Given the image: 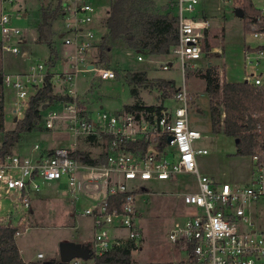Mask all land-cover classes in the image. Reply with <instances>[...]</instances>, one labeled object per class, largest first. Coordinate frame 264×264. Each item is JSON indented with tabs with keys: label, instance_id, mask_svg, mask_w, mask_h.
Wrapping results in <instances>:
<instances>
[{
	"label": "built area",
	"instance_id": "built-area-1",
	"mask_svg": "<svg viewBox=\"0 0 264 264\" xmlns=\"http://www.w3.org/2000/svg\"><path fill=\"white\" fill-rule=\"evenodd\" d=\"M12 1L6 0L8 3ZM198 3L199 0L173 2L178 31L176 44L169 53L179 61L183 80L171 95L162 96L161 105H156L160 107L158 110L122 109L113 113L98 110L94 118L82 98L84 94L68 88L62 94L69 99L58 102L64 112L58 115L54 109L46 111L45 128H52L55 119L63 117L74 135L105 139V162L87 164L73 155L77 151L74 147L54 145L39 151L38 144H34V150L39 151L37 155L11 153L0 162V196H6L11 202L30 210L32 196L41 192L47 182L65 177L69 186L67 193L70 192L75 202L81 197L93 203L84 209V213L92 220V251L96 255L110 249L137 248L140 238L138 196H143V201L160 203L176 198L185 207L194 209L183 216L173 217L167 236L170 242L179 244L188 254L191 264H264V232H256L246 212L249 202L264 197V113L253 126L257 142L250 155L252 173L249 183L218 182L200 173L196 165V155L207 154L209 149L195 143L202 135L189 123L188 108L192 95L187 90L184 72L186 69H198L195 61L205 53V41L212 26L207 16H197ZM60 8L63 12L60 38L65 47L66 67L56 74L55 80L69 81L83 70H92L88 67L91 64L88 53L100 37L98 31L91 27L97 10L91 0H61ZM257 10L247 32L254 43H246L242 50L245 67L253 71L246 73L241 82L264 93V0ZM0 12L2 51L27 57L28 53L19 47L23 41V30L9 23L11 12ZM69 46L73 47L70 52L66 48ZM142 58L136 54L137 60ZM172 64L173 61L167 59L160 67L166 70ZM93 69L100 72V79L115 77V72L109 68L93 65ZM48 72V64L44 62L32 64L22 72L1 76L3 86L11 87L18 99L14 112L22 114L29 97L44 86ZM167 99L174 100V104H166ZM257 115L255 112L251 116ZM161 140H164L163 145ZM137 141L147 143L145 151L126 146V143ZM186 174L194 175L195 191L158 192L149 190L145 184L157 180L176 186L178 179ZM117 193L124 194L122 208L109 210L107 199ZM164 195L168 198H163ZM11 223L10 218L0 222ZM36 256L43 257L41 253Z\"/></svg>",
	"mask_w": 264,
	"mask_h": 264
},
{
	"label": "rangeland",
	"instance_id": "rangeland-1",
	"mask_svg": "<svg viewBox=\"0 0 264 264\" xmlns=\"http://www.w3.org/2000/svg\"><path fill=\"white\" fill-rule=\"evenodd\" d=\"M112 0H91L97 13L95 16L93 27L98 30V36L103 34L106 28L103 22L107 17V11ZM176 0H150L152 6L148 4L139 9L142 11L163 12L165 6L172 12L176 11L173 2ZM243 0H199L196 5L197 16L205 15L211 21V29L206 39L205 53L199 59H196L198 69L203 70L210 63L216 68L215 72L219 77V82L223 83L224 79L229 82L242 81L245 74L253 71L250 67H245L244 59H242V50L246 43L253 45L254 42L248 34L244 33L242 18L235 13L236 8L242 7ZM255 8H259L262 0H251ZM49 3V0H13L8 3L6 0H0V11L11 12L12 19L9 22L23 30L25 42L19 45L22 51L28 50V56L22 58L20 55L13 53H3L0 51V71L9 73L20 71L22 72L32 64L47 62L48 70L53 74V90L56 94H62L68 88H72L78 94L83 95L85 104L92 111L94 118L97 117V111H107L113 113L124 109L125 105H132L138 102L144 106L161 105L162 91L157 85L160 79L173 80L175 86H180L182 83V71L180 63L177 59L172 58L169 54L166 55H150L143 56L142 60L136 59V52L128 48L124 39H117L111 51L108 52L106 61H99V38L95 42V47L88 53V62L95 67L109 68L115 72L114 79L101 78L100 72L95 69L83 70L72 80L56 81V74L61 73L66 65L64 63L65 47L61 43L59 37L63 30L62 18L53 24V43L56 49V58L51 66L50 48L45 43H37V23L39 21V9L42 5ZM18 11V12H17ZM28 12L25 17L17 15L23 12ZM1 14V12H0ZM139 33V30H136ZM138 35V34H137ZM23 36V40H24ZM61 36V35H60ZM2 32L0 30V40ZM68 51H72L73 47H66ZM3 54V55H2ZM172 58V59H171ZM9 59V60H8ZM167 59L173 61L172 66L163 70L160 67L162 62ZM6 60V61H5ZM9 61L10 71H5L4 64ZM8 66V65H7ZM8 69V70H9ZM198 69H186L184 78L186 79L187 90L191 92V102L189 104V123L192 127L201 132V138L196 140V146L207 147V154L196 155V165L200 173H206L213 177L216 181H228L244 185L250 182L248 174L252 164L250 155L236 154L235 139L227 135L220 127L219 131H215L211 127V117L209 112V95L205 91V79L200 77ZM145 70L144 79L138 82H129L131 75L136 71ZM200 70V72H201ZM152 80V81H151ZM152 83H151V82ZM134 89V90H133ZM0 95L4 100L3 112L5 117L4 131H9L14 128L17 119L21 118L17 112H14L16 107L15 92L11 87L0 85ZM166 104H174V100L167 99ZM55 110L57 114L64 112L63 108L57 103H51L42 109L41 128L34 129L25 133L21 139L14 145L11 153L28 154L33 152L34 144H38L39 151H44L51 146L74 147L76 150L89 152L94 158L106 155V141L101 137H90L88 135L76 136L70 131L63 117L55 119L52 128H45L46 111ZM24 110L21 112L23 114ZM14 118H17L14 120ZM3 131H0V145L3 140ZM39 152L37 150H34ZM1 162V161H0ZM80 171H78V174ZM249 177V178H248ZM248 179V180H247ZM247 180V181H246ZM178 185H167L164 182L152 180L146 182V187L149 190L161 191H195L197 184L194 175H182L178 179ZM67 189L66 178L59 181H49L44 185L38 196L31 200L32 212L25 210L21 204L11 202L6 196H0V222L10 218L11 222L20 226V233L15 235L17 246L21 255L32 260L31 264H47L51 261H59V249L61 246L77 244L81 249L89 251L94 243L93 225L89 215L84 213V209L92 206L93 203L87 198H79L74 201L73 197L68 193H62L64 188ZM169 187V188H167ZM174 197V194H171ZM143 197V196H141ZM140 196L137 197V206L142 210L143 216L138 217L139 224L142 227L144 245L139 254L142 256L134 259L136 263H144L142 260H147L149 264H165L163 257L159 251L165 247L162 242L168 241L166 231L171 220L178 214L187 213L194 207H185L181 201L175 198L168 202L160 203L155 200L149 202L142 201ZM167 196L164 195L163 198ZM168 198V197H167ZM248 216L253 221L256 232H264V197L257 201L249 202L246 207ZM74 214V215H73ZM149 225H153L152 229L147 232ZM26 228V229H25ZM126 232V231H125ZM160 239L162 242H155ZM169 242V241H168ZM165 246V245H164ZM160 248V249H159ZM41 253L43 257L36 256ZM131 254V253H130ZM134 254V253H133ZM94 264L92 259L73 258L66 264ZM139 261V262H138ZM166 262V261H165Z\"/></svg>",
	"mask_w": 264,
	"mask_h": 264
},
{
	"label": "trees",
	"instance_id": "trees-1",
	"mask_svg": "<svg viewBox=\"0 0 264 264\" xmlns=\"http://www.w3.org/2000/svg\"><path fill=\"white\" fill-rule=\"evenodd\" d=\"M150 0H112L103 26L106 28L99 37V61H106L108 52L112 50L117 39H124L128 48L134 50L136 54L148 57L150 55H166L171 47L177 41V25L175 13L170 10L168 4L163 12L142 11L135 5L144 8L147 4L152 6ZM243 14L242 24L244 33L250 30L251 20L257 14L258 10L253 6L251 0H243L241 4ZM61 0H49V3L42 5L39 9V21L37 23V43H45L50 48V64L53 65L56 58V49L54 46L53 24L63 16L61 11ZM139 30V33L136 30ZM138 34V35H137ZM60 37V34H59ZM207 44H205L206 47ZM0 51L2 52L1 40ZM198 69L200 77L205 79V91L209 95V112L211 117V127L223 131L234 137L236 154L251 155L256 149V134L253 132V126L257 120L262 118L264 113V93L262 90L253 88L245 82H229L224 79L220 85L219 77L216 75V68L208 63L203 70ZM3 72L0 71V78ZM145 70L134 72L129 82L140 83L144 79ZM52 73L48 72L45 76V84L42 88L29 97L27 107L22 117L17 119L14 128L4 131V115L0 112V131H3V140L0 145V161L11 154L14 145L21 137L34 129L41 128L42 106L51 103L61 102L69 99L65 94H56L53 90ZM152 81V80H151ZM150 81V82H151ZM152 83V82H151ZM3 86L2 82L0 83ZM157 85L161 88V96L167 97L175 90L173 80L160 79ZM134 90V89H133ZM4 100L0 95V109H3ZM159 109V106H144L138 102L132 105H125L126 110H145ZM257 112V116L252 117ZM164 140H161V145ZM147 143L137 141L126 143L130 149L139 148L146 150ZM73 155L83 162L91 165L105 162L106 155L94 158L86 151H75ZM123 193L110 195L107 199L109 210L122 208ZM17 224H0V264H24L16 243L15 235L21 232ZM90 257L95 264H134L129 247L110 249L102 252L100 255L94 254L89 249ZM57 261H51L47 264H56Z\"/></svg>",
	"mask_w": 264,
	"mask_h": 264
},
{
	"label": "crops",
	"instance_id": "crops-1",
	"mask_svg": "<svg viewBox=\"0 0 264 264\" xmlns=\"http://www.w3.org/2000/svg\"><path fill=\"white\" fill-rule=\"evenodd\" d=\"M108 12V11H107ZM28 14V12H23L21 15L23 16V17H25V15H27ZM93 24H94V22H93ZM93 24L91 25V27H93ZM95 30H96V28L95 27H93ZM96 31H98V30H96ZM37 35H38V32H37ZM24 36V35H23ZM24 42H25V36H24V40H23ZM22 41V42H23ZM36 41H37V37H36ZM25 52H27L28 53V50L26 49V51ZM3 53V52H2ZM9 53V52H8ZM3 55V54H2ZM9 60V59H8ZM6 61V60H5ZM8 65V66H7ZM4 69H5V71H10V69H9V61H7V63L6 64H4ZM9 69V70H8ZM11 72H13V70L11 71ZM16 118H14V120H15ZM4 124H5V119H4ZM34 146V145H33ZM37 155V152L36 151H34L33 150V152H30V153H28V154H24V155ZM251 162V161H250ZM251 173H252V167H250V170H249V172H248V174L247 175H249V177H250V175H251ZM206 174V173H205ZM248 177V178H249ZM213 178V177H212ZM248 180V179H247ZM246 180V181H247ZM219 182V181H218ZM221 182V181H220ZM225 182H228V181H225ZM231 183V182H230ZM233 184H237V183H233ZM237 185H239V184H237ZM40 193V192H39ZM39 193H37V194H35L34 196H32V199L31 200H33V198L34 197H36V196H38V194ZM62 193L64 194H66L67 193V187L66 188H64L63 190H62ZM143 201V200H142ZM155 202V201H154ZM138 209H139V212H140V214H139V216L138 217H142L143 216V212H142V210H140V208L138 207ZM30 211L32 212V205H31V207H30ZM74 215V214H73ZM138 217H137V220H138V223H139V219H138ZM13 223V222H12ZM15 224V223H14ZM153 225H149L148 226V228H147V232L149 231V233L151 232L150 230L153 228L152 227ZM167 231H168V229H167ZM167 231H166V233H167ZM167 236V235H166ZM143 238H146L144 235H143V231H142V227H141V225H140V238H139V241H138V246H137V248L135 249V250H133V249H131L130 250V253H131V255H132V257L134 258V259H136V258H139V260H141V255L139 254V252L140 251H142V249H143V247H144V245L146 244V240H145V242L143 241ZM169 241V240H168ZM166 242V244H165V242H162L160 239H157L155 242H162V243H160V244H162V246H158V247H161V249H162V247H165V248H163L162 250H160L159 252L160 253H162L160 256L161 257H163V260H164V263L165 264H191V261H190V259H188V254L179 246V244H176V243H172V242ZM165 245V246H164ZM19 249V248H18ZM160 249V248H159ZM19 252H20V250H19ZM134 253V254H133ZM37 255V254H36ZM20 256L22 257V259H23V261H24V264H31L30 262L32 261H30V260H28V259H26V258H24L22 255H21V253H20ZM85 259V258H84ZM86 259H92L91 257L90 258H86ZM134 261V260H133ZM142 261H144V263H140L139 261V264H149V262H148V259L147 260H142ZM166 261V262H165ZM74 264H76V262H74ZM84 264H88V261H86V262H84ZM94 264H95V262H94ZM134 264H138V263H136L135 261H134Z\"/></svg>",
	"mask_w": 264,
	"mask_h": 264
},
{
	"label": "water",
	"instance_id": "water-1",
	"mask_svg": "<svg viewBox=\"0 0 264 264\" xmlns=\"http://www.w3.org/2000/svg\"><path fill=\"white\" fill-rule=\"evenodd\" d=\"M235 13L241 17L243 14L242 8L240 7L236 8ZM88 67L89 69H93V64H89ZM0 83H1V78H0ZM45 106L46 103L42 106V109L45 108ZM20 117H22V114L20 115ZM59 256H60V260L56 264H66V262L70 261L73 258H81V259L90 258L91 255L89 251H85L84 249L82 250L80 245L70 244L60 247Z\"/></svg>",
	"mask_w": 264,
	"mask_h": 264
}]
</instances>
